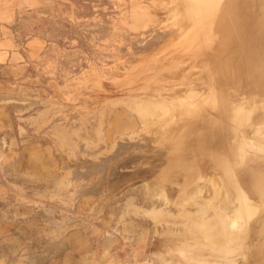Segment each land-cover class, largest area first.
I'll list each match as a JSON object with an SVG mask.
<instances>
[{"label": "rangeland", "instance_id": "374dc122", "mask_svg": "<svg viewBox=\"0 0 264 264\" xmlns=\"http://www.w3.org/2000/svg\"><path fill=\"white\" fill-rule=\"evenodd\" d=\"M180 5L0 0V212L10 211L14 226L23 222L33 251L51 252L65 241L59 253H45V264L67 249L75 257L84 252L78 264H207L214 252L229 254L219 245L234 230L218 224L213 182L206 175L198 184L190 180L184 152L200 130L192 116L208 102L206 62L220 38L212 35L216 27L203 23L204 34L201 24L204 41L210 32L217 38L208 36L214 43L205 56L207 40L202 49L197 44L201 27L196 44L197 32L186 34L199 21L193 13L186 23L194 28L184 32L189 12ZM169 116L183 121L167 129ZM258 129L264 125L241 137L264 150L249 139ZM192 158L197 162V154Z\"/></svg>", "mask_w": 264, "mask_h": 264}, {"label": "bare ground", "instance_id": "6f19581e", "mask_svg": "<svg viewBox=\"0 0 264 264\" xmlns=\"http://www.w3.org/2000/svg\"><path fill=\"white\" fill-rule=\"evenodd\" d=\"M177 1H178V5L179 4L185 5L182 7L180 5L182 9L183 7L186 8L184 10V13H186L187 11L189 12V14L191 13V16L188 13L185 14V15L188 14V16L186 17L189 20L185 19L184 21L183 18H186L185 15L178 14L181 12L183 13V10L181 11L177 10L179 12L176 14L178 16L181 15L183 17V18L179 17V19L183 20V24L189 26L190 22L193 20L192 17L193 13H194V23L195 21H199V25H197L198 22H196L197 24L195 23L194 26V27L198 26V28H194L193 27L194 24L190 25L189 27L185 25L183 27L182 26L183 24H181L182 30L183 28L187 30L192 27L195 29V30L193 29L194 31L192 29L187 30L186 31L187 35L189 34V32H191L190 34H194L195 32H197V29L199 31L200 30L199 28L203 23L204 24L206 23L207 25L210 23L209 26H211L210 27L211 31L213 28L214 29L215 27L217 28L215 30L213 29L215 33H213L214 31H212V35L214 36V34L217 33L220 40H216L217 38L211 36L210 34L211 32H210L209 34L206 35L207 41L205 40L206 41L205 42L204 37L202 35L208 33V31L207 29L205 30L204 26L207 25L204 24L202 25L205 30L204 34L201 33L203 32V28L201 27V30L199 31L201 35L198 34L199 32H197L198 35L194 34L195 37H192L193 35L190 36V39L192 37L191 40H193L194 38L195 41L197 38H199V35L200 38H202V40L199 39L201 41L200 45L199 43H197V41L196 43L198 44V47L201 46L199 47L201 49L203 45L205 46L206 50L204 49V47L203 50L206 51V55H205V51L201 49L198 50L197 45H194L196 46L200 55L202 56L205 55L208 58H210V55H207L209 54L207 52V50L209 49L207 43H209L208 41L210 36L211 38L213 37V39L215 38L216 41H219L221 42V44L225 45V47L224 45H222V47L224 48L223 50L220 51L219 47L221 48V46L217 44L219 42H215L216 45L219 46L217 48L219 50H217L216 49L217 46L215 47V43L213 42V39H211L212 43L209 44L212 45L209 46H213L214 43V46L212 48H215L216 50L212 49L214 51L213 55L215 58H217L218 61L215 62L216 59L215 58L213 59L212 57L215 63L212 64L213 61L211 60V58L209 62L208 61L206 62L204 59H202L204 64L207 63L211 67V69H209V67L207 66L208 68L206 69H209V71H211V73L208 74L211 77L212 86L210 85L211 89L209 88L210 93L206 94V96L209 95L207 104L206 102H204L206 98L204 96L205 94L203 95L205 98L202 97L204 99L203 102L206 104L204 106L205 108L203 107L204 110L202 109L200 113L201 109H199L198 106L196 107L198 109L195 110V112L199 110L198 111L199 114L197 113L198 115L192 116L193 123L194 121L195 123H197L195 127H198L197 130L200 129L198 130L199 132H194L193 129L194 124L191 123L193 128L190 127L191 128L190 131L193 129L192 131L195 134L194 133L190 134L189 136L192 139L190 138L188 139H190V141L192 140V143L190 141L189 142L190 144L193 145V147L192 145L190 146V148H188L187 146L184 147L185 169L189 173L190 180L194 184L195 183L198 184V182L200 183V181L203 180L205 175L210 177V179H207V181L209 183L210 180L211 182H213V184L210 185L213 186L212 189L213 197L218 198V202L216 205L218 210L217 212H215L218 215V219L220 220L218 224L221 226L227 225L228 228L231 226V228L234 230V232L231 233L230 237L227 239V245L224 244L219 245L224 240L212 243L214 244L212 245L213 247L217 245H219L220 247L224 246L228 250L229 254L228 255L222 254L223 255L222 256L218 252H214L211 255V257L208 259V261L210 263H212L211 261H214L216 264H223V263L264 264V150H262V147L257 148L252 146L250 143H248V141L246 142L241 137L242 132L246 128L257 125L258 126L264 125V0H183L182 3H180L179 0ZM154 2L156 3V1ZM150 9L152 8H149L148 10ZM171 15L174 17L175 13L174 15L173 13ZM175 17L177 16L175 15ZM191 17L192 19H190ZM172 20H174V18ZM186 22H189V24H187ZM227 23L230 25L231 28L229 30H228L229 26H227V29L225 30L226 27L224 25H226ZM218 25L219 28L217 27ZM218 29L220 30L224 29V30L223 31L221 30L219 32ZM199 40L198 42H200ZM195 41L193 44H196ZM202 42H205L206 45L205 43L201 45ZM181 44L179 43V45ZM226 44L229 45L227 46ZM183 46L185 45H182V47ZM184 50L186 51V49ZM181 51L182 50H180V52ZM201 51L204 52V55ZM202 61L201 62L199 61L201 66H202L201 64ZM197 68H199V66ZM224 68L226 69L225 72H220L221 69L224 71ZM196 69L194 70L196 71L197 74ZM200 69L204 70L205 67ZM206 69L203 72L206 71L208 72V70ZM198 72L201 73V71L199 70ZM186 75L184 77H186ZM201 76L200 78H202ZM207 77L209 76L207 75ZM207 77H204L205 79L203 78L204 79L203 81L207 80L208 79ZM188 78L191 77L189 76ZM177 79H181V78H177ZM199 83L200 81H198V84ZM200 101L202 102V100ZM201 102L199 103L200 105L203 103ZM163 107H165V105ZM168 108L169 107H166V109L164 110H168ZM167 113L168 112H166V114ZM191 114H190V119H191ZM176 115L181 116V114L179 113ZM186 116L188 117V115ZM169 117L172 119V122L171 119L170 122L168 121L169 119L167 120L168 121L167 124L168 126L166 125L167 129H171L173 126H178L179 123L183 121L181 120L183 117L182 118L178 117L176 120H174L175 122H173L174 119L173 116H169ZM190 119L189 121H191ZM189 124L187 123L186 125ZM183 128L186 127L184 126ZM187 131L189 132V130ZM188 132L187 134H189ZM246 135L248 137V134ZM182 136L183 135H181V137ZM249 139L254 140L259 144L264 143V130L258 129L255 130L254 133L251 132V137ZM165 142L167 143V145L170 144V141L168 142L165 141ZM197 147L201 149L202 153H200V151L199 152L197 151L198 149ZM196 154H197V162L196 160L194 161L196 157L192 158ZM164 163H165L164 165H166L165 161ZM72 173L74 174V172ZM78 173L76 175H78ZM202 176L204 177L202 178ZM221 212H223L224 214L223 217L221 216ZM219 237L221 238V233L219 234ZM179 245H181V243L175 245L174 247ZM227 257L229 258L227 259ZM227 260L229 262H226Z\"/></svg>", "mask_w": 264, "mask_h": 264}, {"label": "crops", "instance_id": "0c3cea01", "mask_svg": "<svg viewBox=\"0 0 264 264\" xmlns=\"http://www.w3.org/2000/svg\"><path fill=\"white\" fill-rule=\"evenodd\" d=\"M17 223V226L12 224L10 211L0 212V264H45V253L57 254L66 248L65 241L59 240L56 242L55 250L51 252H44L43 248L40 251H33L29 245L27 228L22 227V221ZM71 247L74 249V246ZM63 255H52L48 264H78V261H85L84 252L75 257L67 249V253Z\"/></svg>", "mask_w": 264, "mask_h": 264}]
</instances>
